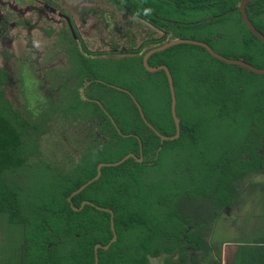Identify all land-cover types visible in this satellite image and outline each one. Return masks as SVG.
<instances>
[{
	"label": "flooded vegetation",
	"instance_id": "1",
	"mask_svg": "<svg viewBox=\"0 0 264 264\" xmlns=\"http://www.w3.org/2000/svg\"><path fill=\"white\" fill-rule=\"evenodd\" d=\"M105 1L123 9L126 18H132L146 26L137 49L118 47V39L113 36L114 16L109 13H105L103 18L106 35L104 38L100 37V6L94 0L92 3L89 0H0V109L11 124L24 127V132L28 133L26 141L31 143L30 149L24 152L27 157L25 165L6 175H15L25 169L30 174L42 169L50 171L47 164L52 167L49 161L50 155L54 153L47 151V148L54 139V134L65 138L61 144H53L56 150L64 151L62 161L65 162L63 167H52L50 174L44 176L51 179L52 171L55 174L65 173L69 177L83 174L82 168L91 164L95 155L103 157L120 146L116 144V136H112L114 129L122 138L133 136L131 132L123 131L131 120L133 107L138 110L148 127L151 123L145 110L162 111V107H156L155 103L164 96L153 81L161 79L160 73L165 71H149L144 60L151 50L162 47L172 32L166 34L122 5ZM150 29L160 34V37L149 38ZM172 37L171 41L177 39L175 35ZM127 38L125 35L124 40ZM155 54L148 58V66L154 69L167 66L165 63L152 65L150 60ZM188 106L198 105L189 103ZM209 107L210 105L206 108L211 115L215 109H220L224 115L226 111L234 114L242 111L245 114L250 110L248 105L243 106L239 102L236 105L218 104L212 106L213 110ZM262 122L264 123V119ZM219 124L225 127L228 120L222 118ZM220 137L210 138L220 140ZM224 137L225 135L222 136L223 140ZM164 143H161L159 150H162ZM220 148L225 153L224 144L221 143ZM142 153V162L133 159L137 163L152 166L153 162H145L143 150ZM256 153L264 163V140ZM136 156L141 158V151ZM103 163L106 162H101L98 166ZM258 166L262 171H251L249 176H264V167ZM7 179L14 187V178ZM40 183V179H35L34 186L28 191L35 190ZM156 186L157 192L150 193V197L118 200L115 198L116 184L111 181L103 182L96 185L89 198L80 200L79 207L76 208H83L77 211L80 213L76 217L77 227L82 235L93 239L94 253L99 245L102 247L97 250L98 256L100 250L108 251L113 244L119 242L118 254L131 255V261L105 264H167L166 259L169 264H180L181 253L196 255L202 252L206 256L207 250H213L218 245L210 242L209 236L213 237L214 234L206 224L210 219L226 213L228 205H217L212 212L213 206L210 204L217 202L214 200L217 196L190 199L181 191L195 185L179 182L165 185L158 179ZM166 186L174 187L172 197L166 198ZM201 200L205 203L201 204ZM10 202L11 200H0V204L9 205ZM44 202L46 201L23 197L19 203L26 207L22 209L25 216L17 215L18 209L15 213L11 211L9 215L0 214V264H10L4 262L5 253L11 252L18 244L14 240V234L17 237L24 230V223L18 222V226L15 221L20 218L31 220L29 208L35 203ZM125 208L131 211L129 215H117V211H124ZM199 210L206 215L199 214ZM197 217L201 218L200 224L204 223L206 226L205 241L209 244L206 248H197V244L190 240L192 233L197 230L192 223ZM70 218L75 217L63 219ZM181 223H191V226L186 225L185 232H182ZM115 237L116 240L112 243ZM19 243L24 244L21 241ZM57 243H61V240ZM110 244L108 249L103 248ZM155 253V257H150Z\"/></svg>",
	"mask_w": 264,
	"mask_h": 264
},
{
	"label": "trees",
	"instance_id": "2",
	"mask_svg": "<svg viewBox=\"0 0 264 264\" xmlns=\"http://www.w3.org/2000/svg\"><path fill=\"white\" fill-rule=\"evenodd\" d=\"M109 1L122 5L166 34L175 33L176 38L182 32L181 29H186L192 35V39L198 40L196 36L202 37L201 41L209 44L216 52L218 51L215 48L222 41L224 44L226 35L222 36L216 33V36H210V34H206V31H211L217 23L229 19H239L240 25L242 24L243 27L242 29L240 26L239 29V40L230 39L229 45L222 48L220 54L230 59H242L257 68H264V44L247 29L238 10L239 4L244 0ZM245 10L254 27L264 35V0L247 3ZM203 14L206 18L215 17L216 19L200 23L199 19L191 18ZM150 63L152 65L165 63L171 71L177 97V115L181 124V137L175 141L165 142L159 158L156 159L161 146L160 138L144 124L138 110L133 107V114L128 123L134 121L137 123V129L134 128L128 132L137 135V137L122 138L114 129L112 136H116V144H120L112 151L116 155L114 159L107 162L103 161V157L95 155L91 164L82 168L83 174L69 177L56 172L52 176V180L47 176L41 177V183L45 184H38L34 191L38 194L36 199L46 202L35 203L29 208L28 214L32 216L31 220L20 218L15 221L18 226L20 225L18 222H23L24 230L18 233L17 237L16 233L14 234V240H17L18 244L11 249V252L5 253L4 262L10 264H94V241L80 233L76 219L80 213L72 209L68 197L96 176L99 163L118 162L129 153L139 155L140 141H142L141 147H143L145 162H153L152 166L137 163L133 158H130L119 166L104 167L101 178L72 199L74 206L79 207L80 200L89 198L97 184L109 181L116 184L115 198L118 200L129 197L139 199L150 197V193L157 192V181L147 183L148 181L145 180L147 172L145 174L143 172L159 168L161 162L166 159L167 152H183V161L181 166H177L175 175L163 183L166 185L179 182L195 185L192 188H183L181 191L190 199L217 196L214 200H219V205L231 207L240 195L238 182L245 181L251 171H262L258 166L262 165L263 167L262 163L246 166L242 174H238L236 168L244 167L250 157L253 162L262 161L256 153V149L264 140V129H257L256 124L263 123L264 119V86L253 93L250 101L246 102L242 98V103L239 93L244 94L245 87L235 91L232 83L227 80V76L224 74L226 71L224 68L222 69V66L240 69L253 76L260 75L236 65L226 64L215 59L207 49L190 44L178 45L155 54ZM215 64L219 65V71L214 68ZM160 74L162 78L159 80L156 78L153 83L160 87V93L164 96L159 100L162 103V111L151 110L148 112L145 110V114L148 121L163 135L173 136L176 134V126L171 113V90L166 73L162 71ZM261 76L264 77V74ZM237 102L243 106L248 105V109H250L238 118L234 112L226 111V115H224L220 109H212V106L218 104L229 105L232 103L236 105ZM189 103L198 106L190 107ZM208 105L213 110V115H208L210 111L206 108ZM1 111L0 109V200H11V202L9 205L0 204V214L9 215L11 211L15 213L18 209L17 215L23 217L26 213L22 209L26 207L19 201L23 197L30 198V191L24 192L26 196H23L22 192L16 190L8 182L6 173L17 171L25 165L27 157L24 152L30 149L31 143L26 141L28 133L24 132V127L11 124ZM222 118L228 120L225 127L219 124ZM233 126L241 130V137L245 138L244 145L238 149L230 145L228 151L222 153L221 143L214 146L213 144L219 141L210 137L227 136L228 128ZM222 155L228 156L220 162ZM47 167L50 168V171L53 170L49 164ZM50 171L45 172V175L50 174ZM221 173L224 175L222 176ZM165 191L166 198L172 197L174 187L166 186ZM222 195L226 197L224 203L220 201ZM13 201L15 202L13 203ZM130 212L125 208L124 211H117V215H129ZM214 215L216 216L217 213ZM68 216L75 218L63 219ZM116 223L118 224V220ZM188 224L191 225V223H184L180 231L185 232L187 228L185 225ZM197 232L199 233L196 234ZM205 233L207 231L204 223L201 224L200 229L192 233L190 240L197 244V248L208 247ZM59 240L61 243H57ZM20 241L24 244H20ZM84 242L88 243L84 244ZM119 248L118 242L113 244L108 251L100 250V264L131 261V255L118 254ZM156 254H152L150 257H155ZM205 257L202 252L197 255L181 253L179 259L180 264H219L218 261H207L208 263H206ZM165 261L169 264L167 259Z\"/></svg>",
	"mask_w": 264,
	"mask_h": 264
},
{
	"label": "rangeland",
	"instance_id": "3",
	"mask_svg": "<svg viewBox=\"0 0 264 264\" xmlns=\"http://www.w3.org/2000/svg\"><path fill=\"white\" fill-rule=\"evenodd\" d=\"M91 3L93 2V0H89ZM94 2H98L99 3V12H100V16H99V22H100V26H99V32H100V37L104 38L105 37V32L103 29L104 23H103V18L105 13H109L112 14L114 16V32H113V36L118 39V47H125V48H138L142 42V39L144 37V33L146 32V26L144 24H142L139 21H135L132 18H126L124 15V10L120 9L119 7H115L114 5L106 2L105 0H94ZM123 10V11H122ZM192 19H199V21L208 19L206 18V16L203 15H196L194 17H191ZM212 18V17H210ZM132 20V23H130ZM240 21L239 19H229L228 21H223L220 23H217L212 29L211 31L208 30L206 31V34H210L211 35H215L216 33L221 34L222 36L226 35V40L223 44V41L221 44L217 45V47L215 48L218 53H222V48H224L226 45H229V40H239V29L240 26L242 27V24L240 25ZM181 33L179 35L178 38H182V39H192V35L190 33L187 32L186 29H181ZM153 32V33H152ZM118 33V34H117ZM128 36L127 40H124V36ZM175 35V33H174ZM173 33H171L170 38L168 39H173L174 36ZM176 36V35H175ZM154 37H160V34H158L157 32L152 31V29H150V37L149 38H154ZM169 37V36H168ZM196 39L198 40H202V37L196 36ZM111 63V62H108ZM219 65L214 66L215 69H217L218 71L220 70V68H218ZM224 68V70L226 71V73H224L227 76V80L229 82L232 83V86L234 87L235 91H238L239 88L241 87H245L244 94H240V100L242 102V98L248 102L250 101V99L253 96V93L257 92V90H259L260 88H262L264 86V77L263 76H253L247 72H244L240 69H236V68H231V67H227L225 68V66H222V69ZM167 76V74H166ZM168 79V77H167ZM247 80V81H246ZM250 83V85H249ZM243 103V102H242ZM110 105L113 107L112 103L110 102ZM156 107L161 108L162 107V103L161 101L157 100L155 103ZM208 115L210 116V112L208 113ZM244 115V112H239L236 116L241 117ZM256 128L257 129H264V123H257L256 124ZM137 123H135L134 121L130 122L127 127L125 128L124 132H128L131 130H134V128H136ZM140 128V127H139ZM137 129V128H136ZM246 130V128H244ZM250 130V129H249ZM133 136L137 137V135L132 134ZM66 136V135H64ZM64 137L62 135H55L54 134V139L51 140V142L48 145L47 151H49L50 153H54V155H50V161L49 163L52 165L53 168H59V167H63V164L65 161H62L63 158V152L61 150H56L55 146L53 145L55 142H58L61 144V142L64 141ZM219 142L214 143V146L219 145L220 143L224 144L225 149L228 151V148L231 146H233V148L238 149L241 148L244 145L245 142V138L241 137V130L240 129H236V126H233L231 128H228V135L224 137V140L222 139V136L220 137V140H218ZM140 150H141V146H140ZM115 154L113 152L111 153H106L105 155H103V161H107L110 162L112 159L115 158ZM228 155H222L220 156V162ZM171 158H173V160H170ZM128 161V160H127ZM183 161V152H178V151H173V152H167L166 153V159L163 160V163L161 162V166L160 168H152L149 170H145L143 173L145 174L147 172L146 175V181H148L147 183L152 182V181H157L158 179H160L161 182H167L171 177H173L175 175V170L177 169V166H181ZM136 162V161H135ZM116 163V162H113ZM248 163V164H247ZM247 163L245 162V166L241 167L240 169L237 167L236 168V172L239 174H242L244 169H246V166H252V165H257L258 163H262L263 167H264V163L263 161H252V158L250 157V160L247 161ZM179 168V167H178ZM28 169L25 170H21L18 174L15 175H6V177H13L14 178V182L15 184H13V186L15 188H18L20 190H24L21 191L24 195V192L28 191L29 189H31V187H33V182L35 181V179H41L42 176L45 175V170L42 169V171H36V172H32L30 174V172L28 173L27 171ZM221 172V170H220ZM261 172V171H260ZM30 174V175H29ZM52 174L55 175V171H52ZM65 174V173H63ZM221 175L223 176L224 173H221ZM253 176V175H252ZM252 176H247L246 180H241L238 182V186H240V188L242 189H247L251 184L250 183H264V176L262 175H255L253 178ZM8 180V179H7ZM9 182V181H8ZM41 184H45V183H41ZM196 187H198L196 185ZM247 191L249 192V190L247 189ZM242 193V191H241ZM250 193V192H249ZM251 193H254V191H251ZM37 192L32 190L29 192V196L30 198H35L37 196ZM28 196V197H29ZM260 199L262 200V195H259ZM181 198V197H180ZM183 198V197H182ZM181 198V199H182ZM226 200V197L224 195H222L220 201L222 203H224ZM242 201V197L241 194L239 195L238 199L236 200L235 203L232 204L231 207H229L228 211L226 213H223L221 216H217L215 219H210L209 222H207V226L212 230L211 233H213V239H211L212 237L209 236V240L210 242H214V244H220V243H228V242H235L236 240H238L239 234H240V230L242 229V222L241 219H239L237 222H235L236 216L240 213L239 210L241 211V203ZM258 203L262 204L259 206V204L255 203L253 204V208L255 207V212H258L259 207L262 209V212H264V200L263 201H257ZM205 203V201L201 200V204ZM213 206V208L211 209L212 212H214L216 210V206L219 205V200L214 203V204H210ZM200 206V204H198V207ZM199 214H203L206 215L205 212H201L200 210L198 211ZM220 213V212H218ZM162 214V212H161ZM246 214H244L243 219L247 218ZM231 217V218H228ZM196 221L192 222L195 227L198 229H200V221L201 218L197 217L195 218ZM251 225L254 226H261L262 224V219L260 218L258 222H253L250 217H248ZM227 220L233 222L230 224V227H227ZM182 228L184 225V223L180 224ZM186 226V225H185ZM191 226V225H190ZM193 230V229H192ZM179 229L177 230V234H178ZM208 240V241H209ZM218 248V247H217Z\"/></svg>",
	"mask_w": 264,
	"mask_h": 264
},
{
	"label": "crops",
	"instance_id": "4",
	"mask_svg": "<svg viewBox=\"0 0 264 264\" xmlns=\"http://www.w3.org/2000/svg\"><path fill=\"white\" fill-rule=\"evenodd\" d=\"M247 189L240 188V194L242 197L241 211L236 216L237 222L241 219L242 229L238 240L235 242L220 243L214 246V249L207 250L206 259L208 261H218L219 264H264V212L259 207L258 212H255L253 204L257 203L259 206L262 204L257 201L264 200V183L253 182ZM242 191V193H241ZM254 191V193H251ZM262 195V200L259 195ZM229 207V206H228ZM244 214L248 215L243 219ZM248 217L253 222H258L262 219L261 226H252ZM231 218V217H228ZM233 223L227 220V227ZM213 241L214 238L212 237ZM214 243V242H212ZM218 248H217V247ZM198 254V253H197ZM196 254V255H197ZM206 263H208L206 261Z\"/></svg>",
	"mask_w": 264,
	"mask_h": 264
},
{
	"label": "water",
	"instance_id": "5",
	"mask_svg": "<svg viewBox=\"0 0 264 264\" xmlns=\"http://www.w3.org/2000/svg\"><path fill=\"white\" fill-rule=\"evenodd\" d=\"M258 1H262V0H244L242 1L239 6H238V10L240 11L241 13V17H242V20H243V23L244 25L247 27V29L257 38L259 39L263 44H264V36L252 25V23L249 21L248 17H247V14H246V10H245V6L247 3L249 2H258ZM214 19H216L215 17H212V18H208V19H205V20H202L200 21V23H206V22H210V21H213ZM182 44H190V45H195V46H200V47H203L205 49H207V51L215 58V59H218L226 64H229V65H236L240 68H243L247 71H251L255 74H264V68L263 69H258V68H255L241 60H237V59H230L218 52H216L209 44H207L206 42L204 41H200V40H194V39H182V38H177V39H174L173 41L171 40H167L165 42V44L160 47V48H155L153 50H151L148 54V56L145 58L144 62H145V66L149 69V71L151 72H156V71H160V70H164L165 73L167 74V77H168V82H169V87H170V90H171V95H172V103H171V113H172V117H173V120H174V123H175V126H176V134L174 136H166V135H163L161 133H159L158 131H156V129L151 125L149 124V127L160 137L161 139V143H164L165 141H175V140H178L180 137H181V124H180V119L177 115V97H176V93H175V87H174V81H173V77H172V74L169 70V68L167 66H162L161 68H150L148 66V58L152 55V54H155L157 52H161V51H165L171 47H174V46H177V45H182ZM118 57V56H117ZM140 110H141V107H140ZM142 113V111H141ZM142 117L144 118V114L142 113ZM161 150V148H160ZM160 150L158 151L157 153V157L159 156V152ZM141 158H138L134 153H130L128 154L127 156H125L122 160L116 162V163H103V164H100L97 168V175L91 179L90 181H88L86 184H84L83 186H81L78 190L74 191L68 198V201L69 203L71 204L72 206V209L74 211H79L80 209H82L83 207H81L80 209L79 208H76L73 204H72V199L77 196L78 194H80L81 192H83L88 186H90L92 183L98 181L101 176H102V170L104 167H109V166H119L121 164H123L124 162H126L127 160H129L130 158H134L136 161L138 162H142L143 161V153H142V148H141ZM157 159V158H156ZM116 240V237L114 238V240L112 241V243ZM111 243V244H112ZM106 246V247H103L105 249H108L110 246ZM102 247L101 245L97 246L96 247V252H95V263L94 264H98L99 263V256H98V248Z\"/></svg>",
	"mask_w": 264,
	"mask_h": 264
}]
</instances>
